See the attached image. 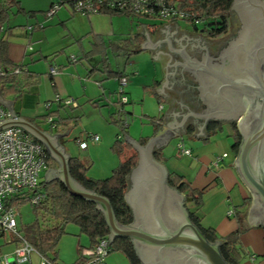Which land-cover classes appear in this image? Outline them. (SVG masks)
Masks as SVG:
<instances>
[{
	"label": "crops",
	"instance_id": "0c3cea01",
	"mask_svg": "<svg viewBox=\"0 0 264 264\" xmlns=\"http://www.w3.org/2000/svg\"><path fill=\"white\" fill-rule=\"evenodd\" d=\"M15 1L17 5L12 9L8 24L0 33V37L7 43L10 67L6 68L21 66L24 73L33 77L29 80L25 74H20L15 78L10 76L0 80L1 97L5 101H15L13 111L17 119L21 118L33 124L51 137L71 129L67 136L58 139L59 145L71 160L72 157H78L68 151V142L75 129L72 124L76 121L72 115L66 116L67 110L61 107L56 98H72L80 109L89 106L91 124H82L84 130L75 140L83 139L86 131L88 134L100 136L98 143L88 141L81 160L90 169L87 176L97 180L109 178L114 169L126 159L125 154L119 155L113 150L120 134L113 121L119 117L125 119L129 124L127 137L142 147L170 130L177 137L170 139L161 149L156 145L153 148L154 159L168 172L167 184L172 187L169 176L176 174L189 182L193 189L203 192L201 207L186 201L185 207L189 213H195L201 219L202 227L213 229L221 239L234 233L242 225L246 229L241 237L242 256L248 260H241L240 264H264V228L250 226L248 223L253 197L234 166L237 154L233 150L232 124L236 122L208 123L206 138L192 135L196 131L192 123L187 125V134L182 135L165 125L164 115L170 105L154 91L164 81L162 63L152 60L150 50L143 51L142 44L146 39L138 34V30L143 26L147 35L155 37L157 29L174 23L180 32L202 34L208 38L207 33L186 21L147 19L120 13L84 16L73 12L69 7L47 20L44 14L57 0ZM169 1L177 4V0ZM29 27L33 28L32 32L28 30ZM30 44L32 50H29ZM119 47L125 50L119 51ZM100 55H106L107 61L103 63ZM54 67L58 70L56 75L50 73ZM111 71L123 73V78L127 79L123 93L128 103L123 105V113H119L120 78L109 77L108 72ZM47 103L52 105L50 111L46 110ZM0 106L10 113L3 104L0 103ZM161 106L163 109H160ZM49 112L56 115L53 116L57 123L56 128L45 121ZM11 117L10 113L8 119ZM57 118L71 121L60 125ZM151 120L160 122L162 129L158 134ZM142 140L146 142L141 143ZM180 144L191 154H180ZM131 146L138 153L139 162V152ZM46 150L50 166L43 174L42 182H46L52 171L60 170V163L47 148ZM128 152L129 156L134 153L132 150ZM156 152L162 153V162L156 159ZM224 154H228V157L222 161L221 168L215 171L212 168L213 161ZM208 201L211 202L210 206L213 204L210 208L211 214L203 213ZM87 247L90 248L91 244L82 246L80 243L78 252ZM79 255L80 253L78 257ZM119 256L122 257L117 258L121 259L111 264H129L125 255ZM253 256L255 259H252ZM73 263L75 262L72 259L59 262Z\"/></svg>",
	"mask_w": 264,
	"mask_h": 264
},
{
	"label": "water",
	"instance_id": "95a60500",
	"mask_svg": "<svg viewBox=\"0 0 264 264\" xmlns=\"http://www.w3.org/2000/svg\"><path fill=\"white\" fill-rule=\"evenodd\" d=\"M243 27L247 36L240 39ZM138 34L146 39L143 51L150 50L152 60L162 63L164 81L154 91L170 105L164 115L165 125L182 135L192 123L196 127L192 135L206 138L210 122L237 123L242 143L234 166L253 197L248 223L264 228V43L252 53L243 49L248 36L264 38V0H234L231 29L219 39L180 32L174 23L157 29L155 37L147 35L143 26ZM241 61L247 64L240 70ZM0 103L12 116L0 120V131L20 127L49 150L60 163V170L52 171L46 182L60 180L71 195L95 203L111 231L109 244L119 238L130 239L142 264L169 263L140 251L139 245L161 252L181 249L201 264H228L220 252L221 241L212 244L205 238L190 218L185 195L167 184L166 168L154 159V145L161 149L176 134L167 130L145 147L127 137L139 152V162L130 175L125 196L133 222L125 226L118 222L107 198L86 189L71 176L70 156L58 142L71 129L51 137L17 119L15 101H5L1 93Z\"/></svg>",
	"mask_w": 264,
	"mask_h": 264
},
{
	"label": "trees",
	"instance_id": "16d2710c",
	"mask_svg": "<svg viewBox=\"0 0 264 264\" xmlns=\"http://www.w3.org/2000/svg\"><path fill=\"white\" fill-rule=\"evenodd\" d=\"M176 2L180 9L204 18L205 23L200 28L210 38L219 39L229 33L234 0H177ZM16 5L15 0L0 3V33L2 28L8 24L11 11ZM123 49V47L118 48L119 51ZM7 55V43L0 37V65L4 68L9 66ZM100 56L103 63L107 61L106 55ZM20 68L24 70L23 67L20 66ZM24 72L22 74H25L29 80L33 78ZM108 75L109 77H118L120 79L124 76L123 73H114L112 71L108 72ZM16 76H11V78H15ZM48 116L56 115L49 113ZM57 121L60 125H66L71 120L57 118ZM124 121L125 119H121L120 117L116 121H113V124L119 128L120 133L113 145V150L119 155L124 154L128 150H132L134 153L123 160L114 169L109 178L104 180L89 178L87 176L88 167L83 164L79 157H72L69 167L73 179L86 189L107 198L111 203L118 222L127 226L133 222V212L126 202L125 196L131 184L130 175L138 163V153L126 140L127 129L123 126ZM151 122L154 124L156 134H158L162 129L161 125H159L160 122L158 121V124L154 120H151ZM232 128L234 131L233 150L238 154L242 143V136L235 123L232 124ZM145 142L146 140L141 141V143ZM155 157L157 160L163 161L161 152H156ZM169 184L185 194L187 202H192L196 207L203 205V192L193 189L191 184L183 177L171 174L169 176ZM39 191L43 193L44 198L38 204L32 206L36 214L40 216V219L27 228L24 234L39 256L50 258L59 263L56 260L58 247L62 237L66 234V227L69 224H76L80 228V233L89 238L91 247L95 246L102 239H109L111 231L103 212L97 208L95 203L71 195L60 180L50 183L42 182ZM24 203H28L26 198L17 197L11 200L9 206L18 208L19 205ZM190 218L210 243L215 244L221 241L220 252L228 264L241 263V237L246 231L242 225L237 231L221 239L213 229L202 227L201 219L195 213H190ZM111 248L112 252L125 255L129 264H142L130 239H116L111 243Z\"/></svg>",
	"mask_w": 264,
	"mask_h": 264
},
{
	"label": "built area",
	"instance_id": "2783aa9c",
	"mask_svg": "<svg viewBox=\"0 0 264 264\" xmlns=\"http://www.w3.org/2000/svg\"><path fill=\"white\" fill-rule=\"evenodd\" d=\"M8 0H0V3H6ZM69 7L73 12L89 16L101 13H120L130 14L140 18L168 20V21H186L195 27H201L205 20L192 12L182 10L177 4L169 0H57L45 12L47 20H51L64 8ZM28 30L32 32L33 28ZM29 50H32L31 44ZM76 61L75 57L72 58ZM20 67L4 68L0 65V80L16 76L23 73ZM52 75L58 74L57 68L50 70ZM120 109L123 113V105L128 103L127 97L123 93L127 85V79H120ZM56 101L63 108H77L79 105L72 98H63L58 96ZM51 103L46 104V110H51ZM163 109V106L160 107ZM50 113V112H49ZM10 113L0 106V120H7ZM46 123L57 127L53 116H46ZM124 128L129 124L124 121ZM87 140L77 139L76 143L80 149L85 151L88 147V141L98 143L100 136L88 134ZM182 155H190L189 150L184 149L183 145L178 146ZM228 157L224 154L217 157L212 168L218 171L221 168L222 161ZM49 155L45 146L35 140L24 129L20 127L7 128L0 131V234L8 233L16 242V248L10 254L0 256V264H32V255L36 253L24 235L19 231V212L16 207L9 206L14 198H26L31 205L38 204L44 195L39 191L43 174L49 169ZM233 214V212H230ZM112 253L109 239L100 240L95 246L84 248L80 251L79 260L74 264H107V259ZM39 256V255H38ZM40 264H59L50 258L39 256ZM252 259H255L253 256Z\"/></svg>",
	"mask_w": 264,
	"mask_h": 264
},
{
	"label": "rangeland",
	"instance_id": "374dc122",
	"mask_svg": "<svg viewBox=\"0 0 264 264\" xmlns=\"http://www.w3.org/2000/svg\"><path fill=\"white\" fill-rule=\"evenodd\" d=\"M65 109L67 110L65 111L66 112L65 114H67L66 116L72 115L75 118L74 121H76L75 124H72V126L75 129L73 133L71 134V137H70L71 140H69L68 142V151L69 153H73L77 155L81 160H83V156L85 153L83 152V150L80 149L79 145L76 143L75 137L79 136V134L83 132L84 126L82 124L90 126L91 124L90 120L92 117V114L90 111L91 108H89V106L88 107L84 106L83 108L80 109L78 106L77 108L66 107ZM86 132L85 134L83 133L84 137L81 140H87L86 137L88 135V131ZM124 154L126 158L129 157L128 151H126ZM84 163L88 165L87 161H84ZM89 172H90V169H88L87 174ZM210 204L211 202L208 201L207 208L205 209V211H203V213L206 212L208 214H211L210 208L213 207V204L211 206ZM17 209L19 212V218H18L19 231L21 235H24L26 229L31 227L33 224H35L36 221L40 219V216L36 214L31 203L21 204L19 205ZM80 243L82 246H88V244L90 243V240L86 235H82L80 233V228L76 224L67 225L66 234L62 237L59 247H58V254L56 256V260L58 262H62V260L64 261L66 259H72L76 263L77 262L76 259L78 257V254L80 253L78 252V246L80 245ZM15 248H16V242H14V239L12 238L10 234L5 233L0 236V256L3 254L12 253ZM119 255H123V254L122 253L119 254L118 252H112L107 259V264H111L113 261L114 263L118 262L119 261L118 259H121V258H117V257H122ZM241 260L247 261L248 259L247 257L242 256ZM32 262L33 264H40V258L37 253H33Z\"/></svg>",
	"mask_w": 264,
	"mask_h": 264
},
{
	"label": "flooded vegetation",
	"instance_id": "af4514ba",
	"mask_svg": "<svg viewBox=\"0 0 264 264\" xmlns=\"http://www.w3.org/2000/svg\"><path fill=\"white\" fill-rule=\"evenodd\" d=\"M234 5V4H233ZM248 13V12H247ZM245 13L246 17L248 19H250V15ZM250 22V20H249ZM245 27H243L239 33V38L242 39L243 37H246L247 35L245 34ZM249 37V39H247ZM246 39L247 41L244 43L243 42V49L248 51V52H254V50L258 47H261L262 43H264V38L261 40V36H255L253 38H251V35L248 36ZM251 38V40H250ZM248 66L250 65V62H248ZM245 64L247 63H238V66L241 69L245 68ZM249 68V67H248ZM237 125V123H235ZM139 249L142 252H146V253H152L155 257V259L158 261V259H164L165 262L169 263V264H201L200 262H198L197 260H193L190 257H188V254L181 249H173V250H164V251H159L156 249H152L149 247H145L143 245H139Z\"/></svg>",
	"mask_w": 264,
	"mask_h": 264
}]
</instances>
